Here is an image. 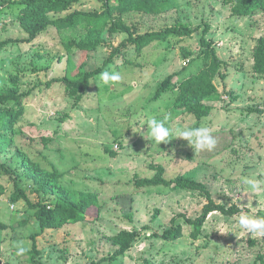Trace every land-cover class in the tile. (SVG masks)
<instances>
[{
  "label": "rangeland",
  "instance_id": "rangeland-1",
  "mask_svg": "<svg viewBox=\"0 0 264 264\" xmlns=\"http://www.w3.org/2000/svg\"><path fill=\"white\" fill-rule=\"evenodd\" d=\"M17 1L0 0V39H17L0 47V94L11 89L30 94L13 127H0V264H35V232L38 258L45 264H264V234L249 233L238 223L241 214L264 217V190L252 194L246 183L264 181V76L254 69L264 9L236 15L235 0H170L156 14L114 13L102 43L82 52L76 69L84 64L85 71L93 70L112 58L106 71L120 72L122 80L110 87L99 74L92 77L77 104L62 84L51 81L68 73L71 54L89 29L51 25L30 40L23 27L25 16L13 4ZM75 9L104 7L100 0H80L70 11L52 12L50 17ZM173 27L195 31L170 34L142 50L129 42L123 46L137 35ZM203 37L223 63L214 79L219 95L208 102L214 109L199 120L178 107L176 91L156 95L168 75L186 68L185 76H192L206 68L209 46ZM71 41L75 46L69 51ZM225 93L230 99L223 98ZM0 109L5 106L0 104ZM168 113L173 136L158 145L149 136L147 121ZM185 127H207L215 148L196 151L176 135ZM158 166L169 179L185 175L206 184L216 203L236 205L240 211L212 212L193 238L187 218L202 213L207 194L135 185L137 177L155 175ZM53 172L61 173L60 183L75 199L82 193L97 195L95 220L41 231L36 209L25 199L12 200L24 190L34 203H54L57 195L39 182ZM130 205L132 220L126 215ZM173 224L182 225L184 235L161 237ZM123 229L141 233L129 251L110 259L120 248L113 237ZM21 246L26 251L18 255Z\"/></svg>",
  "mask_w": 264,
  "mask_h": 264
},
{
  "label": "trees",
  "instance_id": "trees-1",
  "mask_svg": "<svg viewBox=\"0 0 264 264\" xmlns=\"http://www.w3.org/2000/svg\"><path fill=\"white\" fill-rule=\"evenodd\" d=\"M80 0H20L15 4L24 14L23 27L29 34V39L35 38L39 33L47 30L51 25L59 28L83 25L87 26L89 33L86 37L80 40L77 44L78 49L71 54L70 67L68 73L63 76L52 79L51 84H62L69 96L76 99L78 104L83 94L87 91L90 85V79L103 71H106L112 58L105 61L102 66L93 70H84V64L77 66V59L82 52L95 50L103 41L102 32L112 22L114 13H125L129 10H137L156 14L161 11L162 5L170 0H100L104 9L102 11L75 9L65 16L58 18H51L50 13L70 11ZM262 7L264 9V0H235L232 13L236 15H246L255 8ZM116 18H120L117 16ZM122 21V19L118 20ZM195 29L181 30L177 27L165 31H149L144 34L128 39L123 42V46L127 47V43H132L133 46L142 50L144 47L153 42L165 39L170 34L179 36L190 35ZM208 31V28L205 30ZM17 41V39H0V47L7 45L10 42ZM204 44L209 46L207 57L209 64L206 68L200 70L192 76H185L186 68L179 72H174L168 75L162 83L158 86L156 97H160L164 92L174 90L176 91V103L180 109L186 113H192L197 119L209 116L214 106L208 102L213 101L218 95L219 90L214 79L218 74L223 60L218 55L216 49L211 47V43L203 37ZM75 42L71 41L68 45V50L72 51ZM190 53L186 52V57ZM254 69L264 76V34L260 36L256 46L254 47ZM30 94L28 92H19V90H8L0 94L1 107L5 106L4 110L0 109V127H13L14 122L23 115L26 107L23 105L24 98ZM9 103H13V107H8ZM1 127V128H2ZM157 172L151 177H137L135 185L139 188L147 186H169L172 189H198L203 190L207 194L208 202L203 208L202 213L195 219L187 218V221L194 227L191 231L193 238H198L201 234V227H203L208 216L215 211H219L225 215H233L240 211L236 205L227 207L224 204L216 203L212 198L209 188L206 184L185 176L178 175L175 178L169 179L165 176V169L163 166L156 168ZM61 173L53 172L52 174L42 177L39 182L41 188L51 189L57 195L54 203H34L24 190H19L18 193L13 194L12 200L25 199L31 208L36 209V218L40 224L41 231L48 228L60 229L69 223H76L79 221H93V208L97 205V195L94 193H82L80 199H75L66 186L60 183ZM126 197V196H125ZM127 206V204H123ZM129 212L126 215L132 220L133 211L130 205L127 209ZM91 212L93 214H91ZM141 231H131L123 229L114 235V240L120 245L117 252L113 253L109 258L115 259L121 254L129 251L135 240L140 235ZM38 232L32 234L34 246L32 251V260L35 264H45L38 258L40 249L36 248V238ZM184 235V227L182 225L173 224L163 230L161 237L164 239L174 240L181 238Z\"/></svg>",
  "mask_w": 264,
  "mask_h": 264
},
{
  "label": "clouds",
  "instance_id": "clouds-1",
  "mask_svg": "<svg viewBox=\"0 0 264 264\" xmlns=\"http://www.w3.org/2000/svg\"><path fill=\"white\" fill-rule=\"evenodd\" d=\"M99 80L110 87L116 86L122 76L118 71H103L99 74ZM171 113L165 114L162 119L157 116H150L147 121L149 136L156 144L168 143L173 136V130L168 126ZM176 135L188 141L189 145L196 151H211L216 146V139L207 127H185L179 130ZM246 183L250 186L252 194L259 193L264 181L249 179ZM239 225L252 234H264V217L241 214L238 221ZM26 251L22 246L18 248L17 254L22 255Z\"/></svg>",
  "mask_w": 264,
  "mask_h": 264
},
{
  "label": "built area",
  "instance_id": "built-area-1",
  "mask_svg": "<svg viewBox=\"0 0 264 264\" xmlns=\"http://www.w3.org/2000/svg\"><path fill=\"white\" fill-rule=\"evenodd\" d=\"M223 98L226 100V99H230V97H229V95L227 94V93H225L224 95H223Z\"/></svg>",
  "mask_w": 264,
  "mask_h": 264
}]
</instances>
